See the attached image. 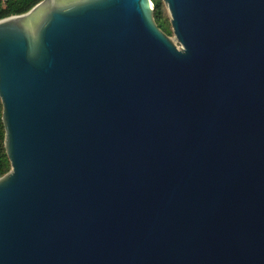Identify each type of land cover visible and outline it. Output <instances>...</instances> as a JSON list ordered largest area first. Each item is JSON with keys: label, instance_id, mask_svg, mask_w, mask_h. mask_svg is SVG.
Listing matches in <instances>:
<instances>
[{"label": "water", "instance_id": "1", "mask_svg": "<svg viewBox=\"0 0 264 264\" xmlns=\"http://www.w3.org/2000/svg\"><path fill=\"white\" fill-rule=\"evenodd\" d=\"M162 1L0 20V264H264V0Z\"/></svg>", "mask_w": 264, "mask_h": 264}, {"label": "trees", "instance_id": "2", "mask_svg": "<svg viewBox=\"0 0 264 264\" xmlns=\"http://www.w3.org/2000/svg\"><path fill=\"white\" fill-rule=\"evenodd\" d=\"M42 0H0V20L21 15L28 12L32 7ZM153 4V18L158 28L164 32L167 36L170 35V31L167 24L164 21L163 10L164 3L162 0H150ZM5 131L2 122V105L0 101V178L4 176L10 170V163L6 154L4 145Z\"/></svg>", "mask_w": 264, "mask_h": 264}, {"label": "rangeland", "instance_id": "3", "mask_svg": "<svg viewBox=\"0 0 264 264\" xmlns=\"http://www.w3.org/2000/svg\"><path fill=\"white\" fill-rule=\"evenodd\" d=\"M163 17H164V21L167 24V27H168V29L170 31V35L168 37H172L173 36V32H172L171 25H170V19H169V16L167 14V11H166L165 7H164V10H163Z\"/></svg>", "mask_w": 264, "mask_h": 264}]
</instances>
